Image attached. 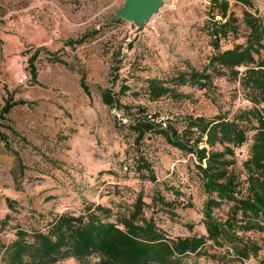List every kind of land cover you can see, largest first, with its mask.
I'll return each instance as SVG.
<instances>
[{
  "label": "rangeland",
  "instance_id": "374dc122",
  "mask_svg": "<svg viewBox=\"0 0 264 264\" xmlns=\"http://www.w3.org/2000/svg\"><path fill=\"white\" fill-rule=\"evenodd\" d=\"M124 1L0 0V109L8 98L26 101L13 106L0 120V129L7 135L6 145L0 140L2 242H8L18 226L43 229L59 213H78L85 201L117 209L130 204L139 190L148 202L159 191L171 199L164 184L181 185L192 206L177 205L174 216L155 207L158 226L170 236L205 232V195L189 180L192 165L188 155L156 135L134 145L131 134L120 124L128 123L129 118L103 104L101 92L108 87L117 91L121 81L137 90L148 76L164 77L187 65L201 69L212 52L207 29L210 2L163 0L146 23L111 21ZM250 1L245 6L230 0V9L238 18V34L221 39L222 47L244 41V9L264 18V0ZM36 49L33 80L28 57ZM52 55L70 66L51 61ZM81 71L88 92L80 85ZM113 73L118 74L114 86ZM214 85V91L182 87L188 93L182 101L150 103L141 95H131V90L120 98L123 103H145L162 113L206 116L248 105L233 82L221 77ZM8 148L17 151L22 168ZM246 149V145L235 149L236 170L241 169ZM138 157L149 163L155 181L135 171ZM6 197L14 199L13 208ZM227 210L223 203L212 209V215L224 220ZM244 235L261 244L260 256H264V233ZM204 261L198 257L196 262L206 264ZM253 263L250 258L234 264ZM54 264L81 263L66 258Z\"/></svg>",
  "mask_w": 264,
  "mask_h": 264
},
{
  "label": "trees",
  "instance_id": "16d2710c",
  "mask_svg": "<svg viewBox=\"0 0 264 264\" xmlns=\"http://www.w3.org/2000/svg\"><path fill=\"white\" fill-rule=\"evenodd\" d=\"M232 1L251 4L250 0ZM209 2L207 29L212 52L201 69L187 65L164 77L148 76L144 86L137 90L121 81L117 91L108 87L101 92L103 104L123 111V116L129 118L128 123L120 124L131 134L134 145L156 135L168 146L188 155L192 165L189 180L205 195L202 209L205 232L170 236L158 226L155 207L174 216L173 208L177 205L192 206L190 195H186L181 185L164 184L171 199L159 191L148 202L139 190L130 204L117 209L85 201L80 212L59 213L43 229L18 226L8 242L0 240L2 264H54L66 258L81 264H198V257L204 258L206 264L243 263L250 258L255 260L253 264H264L261 244L244 235L264 233V18L244 9L242 18L247 27L244 41L222 47L221 39L235 38L238 34V18L230 9V0ZM37 54L38 49L28 57L33 80L36 79L33 60ZM50 60L70 66L54 55ZM113 76L114 86L118 74ZM221 77L236 84L234 90L248 105L206 116L162 113L160 109L150 110L145 103L128 104L120 98L131 90V95L136 98L141 95L150 103L164 99L182 101L188 97L182 87L214 91V82ZM80 85L88 92L82 71ZM25 102L6 99L0 109V120L6 118L13 106ZM0 140L6 145L7 135L1 129ZM243 145L247 146L246 156L241 169L236 170L235 149ZM8 150L22 168L17 151ZM134 169L139 176L155 181L144 157L137 158ZM181 197H187L186 201L181 203ZM5 200L13 208L14 199ZM223 203L228 205L226 218L217 219L212 209ZM147 209H151L149 214ZM92 258L94 262L90 261Z\"/></svg>",
  "mask_w": 264,
  "mask_h": 264
},
{
  "label": "water",
  "instance_id": "95a60500",
  "mask_svg": "<svg viewBox=\"0 0 264 264\" xmlns=\"http://www.w3.org/2000/svg\"><path fill=\"white\" fill-rule=\"evenodd\" d=\"M162 4L163 0H125L111 21L123 19L136 24L146 23Z\"/></svg>",
  "mask_w": 264,
  "mask_h": 264
}]
</instances>
